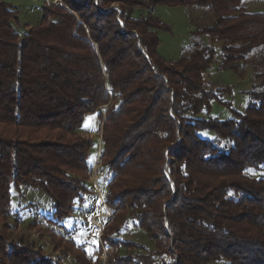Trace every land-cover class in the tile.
Here are the masks:
<instances>
[{"label": "trees", "instance_id": "1", "mask_svg": "<svg viewBox=\"0 0 264 264\" xmlns=\"http://www.w3.org/2000/svg\"><path fill=\"white\" fill-rule=\"evenodd\" d=\"M243 1L63 0L20 33L0 0V219L20 185L46 192L52 217L71 214L99 146L79 131L90 113L102 126L109 105L100 152L119 247L107 264H264V11ZM163 4L212 13L177 61L159 53ZM214 65H251L243 110ZM213 101L232 115H211ZM137 230L146 241L124 238ZM0 264L53 261L0 234Z\"/></svg>", "mask_w": 264, "mask_h": 264}, {"label": "rangeland", "instance_id": "2", "mask_svg": "<svg viewBox=\"0 0 264 264\" xmlns=\"http://www.w3.org/2000/svg\"><path fill=\"white\" fill-rule=\"evenodd\" d=\"M9 1L12 8L20 13V21L15 23L20 33L25 32L26 25H35L40 21L45 4L64 5L63 0ZM243 2L251 10L264 11V0ZM202 9L197 6H157L156 15L169 27L167 30L158 31L161 38L159 53L162 56L173 61L182 57L185 49L193 42L192 32L212 16V13ZM210 73L214 82L233 86V91L226 95V100L231 101L236 109L243 110L249 99L246 91L251 89L253 83L251 65H248L242 76L232 69L218 70L215 65ZM108 106L101 107L104 122ZM211 107L210 114L213 116L224 119L232 115L229 108L218 101H213ZM104 122L101 126L98 115L90 113L79 131L83 137H90L99 142L93 169L87 180L92 186L91 191L83 198L75 200L68 217L58 219L52 217L53 200L46 192L32 186L14 187L11 213L4 221L0 219V234L5 236L8 243L14 244L23 239L25 244H32V249L42 253L48 260L53 261V264H82L78 260L79 250L87 253L83 264H107L116 255L119 246L111 243L117 240L116 235L106 231V221L113 213L105 202L103 191L109 179V175L102 170L100 152ZM125 237L147 240L143 230H137L135 235ZM122 249L123 252L129 253L138 251L133 246H129L127 250Z\"/></svg>", "mask_w": 264, "mask_h": 264}, {"label": "water", "instance_id": "3", "mask_svg": "<svg viewBox=\"0 0 264 264\" xmlns=\"http://www.w3.org/2000/svg\"><path fill=\"white\" fill-rule=\"evenodd\" d=\"M114 8L119 9L118 6H117V7L114 6ZM105 106H106V105H105ZM107 106H108V105H107ZM101 107H103V106H101ZM101 107H100L99 111L102 112Z\"/></svg>", "mask_w": 264, "mask_h": 264}, {"label": "crops", "instance_id": "4", "mask_svg": "<svg viewBox=\"0 0 264 264\" xmlns=\"http://www.w3.org/2000/svg\"><path fill=\"white\" fill-rule=\"evenodd\" d=\"M255 11V10H254Z\"/></svg>", "mask_w": 264, "mask_h": 264}]
</instances>
